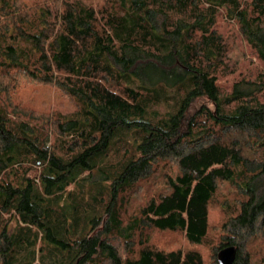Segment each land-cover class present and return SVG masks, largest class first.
<instances>
[{
	"label": "trees",
	"instance_id": "16d2710c",
	"mask_svg": "<svg viewBox=\"0 0 264 264\" xmlns=\"http://www.w3.org/2000/svg\"><path fill=\"white\" fill-rule=\"evenodd\" d=\"M222 185L236 199L211 237ZM263 235L264 0H0V264H219L227 247L264 264Z\"/></svg>",
	"mask_w": 264,
	"mask_h": 264
},
{
	"label": "rangeland",
	"instance_id": "374dc122",
	"mask_svg": "<svg viewBox=\"0 0 264 264\" xmlns=\"http://www.w3.org/2000/svg\"><path fill=\"white\" fill-rule=\"evenodd\" d=\"M221 83H224V81H222ZM24 91H25V97H22L23 103H34L35 108L37 110H40L41 101L38 100L34 94V93H37L38 91H36L32 87ZM24 91L20 92V96L24 93ZM41 94L42 95L45 94L48 97L49 95H51V98L55 100V104L57 106L55 107V109L59 108V104L64 101L63 107H60L59 109H61L64 112L70 111V109L68 110L70 105L65 101V99H63L60 102V95H57L58 92H56L53 88L49 90H42ZM30 105L31 104H29L27 107H30ZM174 110H175L174 103L171 101H165L164 103L160 104L159 106L155 107L152 110V116L155 115L158 117H162L170 112H174ZM127 136L130 137L129 135ZM219 194L220 196L218 198V202L215 205H213L212 210H211V230H210L211 237L216 236L215 231L216 229L218 230V227L223 221V218H225V214H224V211L222 210L223 208L221 207V203H224L225 201L233 202L236 199V194L233 193V191H231L229 187H227L226 185L221 186ZM143 202H144V196H141L140 200L136 199L135 202L133 203V208H130L131 213H134L138 205ZM146 236L149 238L150 243H153L154 245L158 247H163L165 249L166 248L167 249H178V248L187 247V244L185 243L184 238L179 234H170V233L164 234V233H160L155 230H149L148 232H146ZM263 244H264V235L262 238L260 237V239L258 238L257 240H255L252 243V247L256 249L262 246Z\"/></svg>",
	"mask_w": 264,
	"mask_h": 264
},
{
	"label": "water",
	"instance_id": "95a60500",
	"mask_svg": "<svg viewBox=\"0 0 264 264\" xmlns=\"http://www.w3.org/2000/svg\"><path fill=\"white\" fill-rule=\"evenodd\" d=\"M236 256V249L234 247H227L218 255L219 264H234Z\"/></svg>",
	"mask_w": 264,
	"mask_h": 264
}]
</instances>
